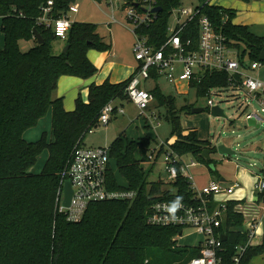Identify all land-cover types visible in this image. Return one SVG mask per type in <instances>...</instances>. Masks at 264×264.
I'll list each match as a JSON object with an SVG mask.
<instances>
[{
    "label": "trees",
    "instance_id": "1",
    "mask_svg": "<svg viewBox=\"0 0 264 264\" xmlns=\"http://www.w3.org/2000/svg\"><path fill=\"white\" fill-rule=\"evenodd\" d=\"M47 1L0 0L3 35L0 47V264H182L197 256L199 245L177 244L181 227L152 225L146 221L147 208L156 200L193 202L190 182L180 174L172 181L161 178L148 181L144 164L148 163L152 147L147 138L126 140L121 134L109 144L110 161H114L127 187L136 190L134 199L92 202L79 221H69L55 210L72 149L98 124L97 118L105 103L128 98L125 88L129 78L119 82L108 79L91 82L87 86V101L78 95L74 108L65 110L62 99L53 97L59 76L91 77L97 68L87 58V50L107 51L111 43L103 40L95 23L73 21L62 41L63 46H68L66 51L62 52V48L56 51L54 44L58 38L40 19ZM51 1L48 16L55 19L68 11L73 0ZM195 1L202 5L201 13L215 29L226 36L229 45L237 49L243 65L258 61L264 50L263 36L252 33L246 25L233 23L232 9L210 4L209 0ZM180 4L181 0H156V6L161 9L155 13L153 22L138 27L149 44L158 46L164 41L171 10ZM195 24L196 20L192 21L193 27ZM33 29L41 36L42 43H37ZM191 37L196 40V33ZM21 41L32 44L21 49ZM151 75L157 78L156 74ZM227 84L225 72L205 71L200 81L190 82V87L195 89L197 97H207L209 89ZM150 93L158 105L167 109L165 116L171 123L169 138L174 140L170 143L169 138L166 140L172 152L178 156L189 155L208 166L211 159H205L201 153L215 147L210 146L208 139H199L194 127L183 133L180 124L178 113L191 112L193 104L177 109L175 98L164 95L158 85ZM49 109V134L43 132L36 140H26L24 131L36 126ZM45 149V161L40 171L33 173L30 168ZM163 151L159 149L157 156ZM172 164L177 166L176 161ZM208 171L218 175L209 167ZM108 185L111 189L121 188L110 170ZM255 195L256 202L263 197L257 191ZM236 203L233 200L226 203L225 219L219 228L226 235L219 252L222 264H232L236 247L246 245L249 239L242 229V213L234 209ZM263 253L264 233L260 244L245 247L241 264H248Z\"/></svg>",
    "mask_w": 264,
    "mask_h": 264
},
{
    "label": "built area",
    "instance_id": "2",
    "mask_svg": "<svg viewBox=\"0 0 264 264\" xmlns=\"http://www.w3.org/2000/svg\"><path fill=\"white\" fill-rule=\"evenodd\" d=\"M108 2L118 8L123 7L125 18L134 25L132 53L136 65L128 77L125 93L136 105L139 114H143L153 100L150 89L146 90L140 86L141 80H154L151 73L173 85L184 82L189 86L192 80L200 81L205 71L225 72L228 81L227 86L209 89L206 108L218 105L210 98L211 95H220L231 90L234 97L242 93L245 100L254 101L260 106V110L264 111V80L254 74L264 64L261 61H253L243 65L238 58L237 49L229 45L226 36L216 30L208 17L201 13L202 5L198 2L185 6L180 4L171 10L173 22L167 23L166 37L158 46L149 44L147 36L138 31V27L148 26L153 22L156 12H152V8L156 6V0H108ZM51 5L52 1L48 0L42 8L40 19L52 28L58 40L63 41L71 25L68 14L75 13L77 7L71 4L66 13L51 19L48 16ZM194 20L196 24L193 27L191 23ZM193 33H196V40L191 37ZM113 111L112 102L105 103L99 112L98 123H107ZM119 111L122 112L121 109ZM248 118L254 119L258 125L263 120L257 112L247 113L246 119ZM91 129L88 132H91ZM167 143L162 152L166 177L158 175L157 179L172 181L179 174L182 175L190 182L193 202L156 200L147 208L146 221L152 225L181 227L178 236L182 234L184 228H191L201 236L197 243L200 246L199 254L182 264H222L219 252L223 241L220 237L225 233L219 228L225 219L228 195L233 193L238 183L225 184L220 180L211 179L206 184L196 185L192 180V168L196 166L197 161L192 157L186 160L183 155L174 154ZM157 158V150L152 148L148 154L151 170ZM175 161L177 166L172 164ZM109 170L113 172L110 166L109 145L97 147L85 146L83 143L76 145L72 149L62 179V186L66 179L70 182L69 204L63 206L61 203L63 198L61 187L55 210L63 213L69 221H79L92 202L134 199L137 195L136 190L129 189L126 184L121 185L119 189L109 187ZM261 170L260 175H256L254 188L255 192L263 193L258 202L264 203V163ZM243 230L247 232L249 239L246 245L236 247L232 264H241L240 258L245 247L252 244L251 239L255 235L254 227Z\"/></svg>",
    "mask_w": 264,
    "mask_h": 264
},
{
    "label": "rangeland",
    "instance_id": "3",
    "mask_svg": "<svg viewBox=\"0 0 264 264\" xmlns=\"http://www.w3.org/2000/svg\"><path fill=\"white\" fill-rule=\"evenodd\" d=\"M194 4V0H181V5ZM75 4L77 12L74 14L69 13L68 18L73 21H91L96 23L97 30L106 35L107 39L112 36L116 39V49L113 54H110L106 62L114 60L133 64L135 63L132 53L133 34L131 30L133 23L125 18L121 9L114 11V16L117 22H113L111 26L107 24V18L104 12L109 11V3L106 0H73L69 5ZM173 16L170 15L168 23L172 24ZM1 37V33H0ZM130 39V42H129ZM56 44L62 45L59 40L55 41ZM58 45V46H59ZM92 53L99 55L97 63L101 62L98 51L89 49V54ZM96 63V64H97ZM136 64V63H135ZM105 67V65H104ZM103 67V68H104ZM261 67H264L262 65ZM161 92L164 95H171L175 98V106L179 109L183 105L193 104V107L203 108V111L197 113L179 112V119L182 128L194 127L198 130V138L208 139L210 146L215 147L214 150H209L211 162L208 166L205 163L197 162L196 166L192 169L194 178L192 179L196 185L203 184L208 179V167L215 170L226 178L227 183H238V186L233 189V193L228 195L229 200L236 201V210L242 213L244 223H248L250 219L257 218L258 225H256V232L258 235L254 242L259 239L262 232H264V203L256 202L254 184L257 181L256 175H260L263 168L264 158V111L260 110V106L252 100H245L242 93L234 97L231 90H227L220 95H211L210 98L218 103L219 107L223 110L224 117L213 116L210 114V109L206 108L207 97H197L195 90L190 88H183L186 93L177 92L173 84L166 82L162 77L156 81ZM155 82L151 79L141 80L140 86L146 90L152 88ZM112 105L116 107V112L110 115L107 123H98L92 127V131L85 134L83 144L85 146L97 147L107 146L118 135L125 137L126 140H138L140 138H147L150 146L159 151L164 150V145L169 138L171 123L166 118L167 109L163 105H158L153 99L148 108L143 114H139L136 105L129 99L125 98L120 101L115 100ZM122 110V112L119 111ZM192 109V108H191ZM188 110V108H185ZM191 111V110H189ZM50 112V111H49ZM249 112H257L263 119L259 127L249 126L246 123V114ZM47 115V114H46ZM43 116L36 126L28 129V134L24 138L33 141L38 139L43 132L50 130L49 124H43L45 117ZM48 130V131H49ZM40 134V135H39ZM48 140L50 135L47 134ZM170 140V138H169ZM168 144V143H167ZM224 144L231 150L235 151L233 155H221L217 152L216 147ZM213 149V148H212ZM47 150L45 149L36 160V163L30 168L33 173H38L45 161ZM190 156L186 157V160ZM164 154L161 153L151 171V164L145 163L144 168L148 171V181L154 180L159 176L166 177L164 172ZM113 173L116 176L119 185H125V180L118 173L114 161H110ZM150 168V169H149ZM192 175V176H193ZM166 187V184L164 185ZM243 225V224H242ZM258 226V227H257ZM201 239V236L191 228H184L182 234L177 237L178 245L194 246ZM264 261V254L256 256L248 264H259Z\"/></svg>",
    "mask_w": 264,
    "mask_h": 264
},
{
    "label": "crops",
    "instance_id": "4",
    "mask_svg": "<svg viewBox=\"0 0 264 264\" xmlns=\"http://www.w3.org/2000/svg\"><path fill=\"white\" fill-rule=\"evenodd\" d=\"M106 1H108V0H106ZM209 3L213 4V5H218V6H221L224 8L232 9L234 12V15L232 18L233 23L246 25L252 33L264 37V0H209ZM108 5L110 7V10L104 12V14L107 18V24L109 26H111V24L113 22H117V19L114 16V11L116 9H118V7L116 5H112L110 3ZM71 14H74V13H71ZM84 22H91V21H84ZM97 32L99 33L100 36L103 37L104 41L111 43V48L107 51H102V52L98 51L99 54L101 55V57H100L101 62H99V63H97V59L99 58V55L96 53H92L90 56L89 50H87V53H86L87 58L97 68L96 73L94 75H92L91 77L84 79V78H80L77 76H71V75L59 76L55 90L53 91V97H60L62 99L63 107L65 110H72L74 108L75 99L78 95L81 97V99L84 102L87 101V86L91 82L100 83L104 79H108L110 82L122 81V80L129 77V75L131 74L132 70L134 69V67L136 65L135 63H134V65L129 64V63L122 64V62H116L114 60H111L105 64L107 57L110 54H113L114 49H116L115 46H116L117 41H116V39H113L112 36L110 37V39H107L106 35L101 34L98 30H97ZM131 33H132V30H131ZM60 42H62V41H60ZM129 42H130V39H129ZM132 43H133V41H132ZM31 44H32L31 41H21L20 47H21V49H27L29 46H31ZM2 45H3V35L1 34L0 47ZM58 45L59 44L55 45L56 51L63 48V42H62L61 46L60 45L58 46ZM104 65H105V67H104ZM254 74L264 80V67H259L254 72ZM157 79L153 80L155 82L154 86L157 85V83H156ZM173 87L177 92H183V93H186V90H183V88H187L188 90L191 88L190 85L187 86L184 82H178L175 85H173ZM152 88H150V89H152ZM192 89H194V88H192ZM120 103H121V101H120ZM49 111H50V109L46 113L47 115L45 114L47 116V117H45L46 121H43V124L45 125V127H46V125L49 124L50 112H51V111L50 112ZM49 127H50V125H49ZM188 129L189 128H183V130H184L183 133H186L188 131ZM29 130H30V128H29ZM46 130H47V133L49 134V132H50L49 128ZM196 131H197V137H198V130L196 129ZM27 132H28V129L24 131L23 137L26 136ZM28 139L29 138H27V140ZM173 140H174V137H171L170 140L168 139V142L170 143ZM183 156L186 159V157H188L189 155H183ZM208 173H209V171H208ZM217 174L218 175L216 176V175H212L209 173L208 179L203 184H206L211 179H217V180H220L221 182H224L225 184H228L227 183L228 178H226L224 175H222L219 172ZM157 178L154 180H157ZM193 178H194V175H193ZM203 184H201V185H203ZM198 186H200V185H198ZM234 209L236 210V206ZM256 225H258V219L253 218V219H250V221L248 223H244V221H243L242 229L254 227L255 235L252 238V239H254L256 237V235H258L256 232ZM263 233L264 232H262V234L259 236L260 238L257 239L255 242H254V240L251 241L252 242L251 245L260 244L261 240H262ZM222 235H225V234H222ZM259 256H262V254ZM261 260H262V258H261ZM259 264H264V261L262 260V262H260Z\"/></svg>",
    "mask_w": 264,
    "mask_h": 264
},
{
    "label": "water",
    "instance_id": "5",
    "mask_svg": "<svg viewBox=\"0 0 264 264\" xmlns=\"http://www.w3.org/2000/svg\"><path fill=\"white\" fill-rule=\"evenodd\" d=\"M160 7L159 6H155L152 8V12H158L160 11ZM33 34L37 40V43H42V38L41 36L39 35V33L33 29ZM67 45L63 46L62 48V52H65L66 49H67ZM258 60L259 61H264V50H262L258 56ZM203 111V108H199V107H193L191 109V113H197V112H201ZM210 114L213 115V116H219V117H224V113H223V110L218 106V105H215V106H212L210 108ZM246 123L247 125L249 126H253V127H259V125L257 123H255L254 119H246ZM217 149V152L221 155H225V156H228V155H233L235 154V151L234 150H231L229 147L225 146L224 144H220L216 147ZM210 151L208 149H204L201 153L202 157H204L205 159H210V155H209ZM263 163H264V159H263ZM62 193H63V198H62V205L63 206H67L69 204V200H70V196H71V187H70V182L68 179H66L64 182H63V186H62ZM221 240L224 241L226 239V236L225 235H221Z\"/></svg>",
    "mask_w": 264,
    "mask_h": 264
}]
</instances>
